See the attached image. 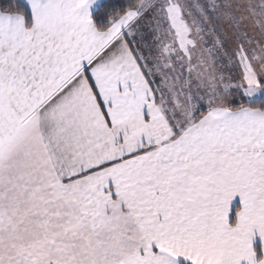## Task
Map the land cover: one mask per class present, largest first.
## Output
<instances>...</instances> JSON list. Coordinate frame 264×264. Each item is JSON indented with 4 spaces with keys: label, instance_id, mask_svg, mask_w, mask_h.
Wrapping results in <instances>:
<instances>
[{
    "label": "snow or ice",
    "instance_id": "obj_1",
    "mask_svg": "<svg viewBox=\"0 0 264 264\" xmlns=\"http://www.w3.org/2000/svg\"><path fill=\"white\" fill-rule=\"evenodd\" d=\"M0 3V264H264V0Z\"/></svg>",
    "mask_w": 264,
    "mask_h": 264
},
{
    "label": "trees",
    "instance_id": "obj_2",
    "mask_svg": "<svg viewBox=\"0 0 264 264\" xmlns=\"http://www.w3.org/2000/svg\"><path fill=\"white\" fill-rule=\"evenodd\" d=\"M7 0H0V3H6ZM103 3L105 4H109L110 7H108L107 9L105 10H101V9H97L93 14H94V19L97 23V26H101L103 23L106 22V20L104 19H101L100 18V15H97V13H101V11H103V15L106 16V14L108 12H115L119 9H122L124 7V5L126 4V0H105Z\"/></svg>",
    "mask_w": 264,
    "mask_h": 264
},
{
    "label": "crops",
    "instance_id": "obj_3",
    "mask_svg": "<svg viewBox=\"0 0 264 264\" xmlns=\"http://www.w3.org/2000/svg\"><path fill=\"white\" fill-rule=\"evenodd\" d=\"M104 1V0H103ZM96 9V7H92L91 8V12H93Z\"/></svg>",
    "mask_w": 264,
    "mask_h": 264
},
{
    "label": "rangeland",
    "instance_id": "obj_4",
    "mask_svg": "<svg viewBox=\"0 0 264 264\" xmlns=\"http://www.w3.org/2000/svg\"><path fill=\"white\" fill-rule=\"evenodd\" d=\"M104 1H105V0H104ZM104 1H103V2H104ZM97 9H98V8H96L92 13H94Z\"/></svg>",
    "mask_w": 264,
    "mask_h": 264
}]
</instances>
